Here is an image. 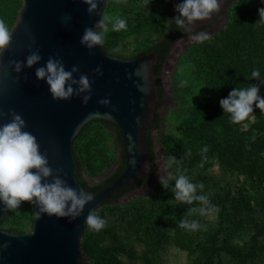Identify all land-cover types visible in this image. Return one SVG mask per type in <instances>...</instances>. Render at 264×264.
I'll list each match as a JSON object with an SVG mask.
<instances>
[{"label": "rangeland", "instance_id": "rangeland-1", "mask_svg": "<svg viewBox=\"0 0 264 264\" xmlns=\"http://www.w3.org/2000/svg\"><path fill=\"white\" fill-rule=\"evenodd\" d=\"M1 1L10 7L4 14L14 23L22 0ZM238 1L227 9L225 20L211 37L216 38L227 27L228 16ZM166 3L107 0L102 13L124 18L127 29L109 31L101 47L113 56L132 58L162 39L168 21ZM4 14H0V19ZM187 49L177 57L169 73V96L157 110L158 127L153 131V142L161 162L162 157L169 155L181 160V170L193 183L204 186L197 194H208L218 211L211 216L188 217L201 224L197 231L179 228L178 223L189 207L200 205L176 202L171 191L174 181H169V188L164 189L157 175L150 193L134 194L124 202L98 209L100 217L107 221L106 226L99 231L86 227L80 238L87 264H264V230L259 233L256 229L257 225H264L263 214L257 208L243 210L247 204L250 208L264 199V188L256 185L249 174L221 165L195 131L185 128L191 112L204 104L206 91L196 67L197 51ZM252 121L250 117L242 122L240 132L246 133ZM115 137L111 126L93 121L72 144L82 164V178L89 187L113 173L120 153ZM247 137L242 135L245 162L249 157ZM255 137L253 132L249 138L253 141ZM205 147L207 152L203 151ZM186 150L203 155L188 159L184 155ZM169 171L175 174L176 166ZM34 217V204L25 202L12 209L10 218L0 228L11 233L28 232Z\"/></svg>", "mask_w": 264, "mask_h": 264}, {"label": "water", "instance_id": "water-1", "mask_svg": "<svg viewBox=\"0 0 264 264\" xmlns=\"http://www.w3.org/2000/svg\"><path fill=\"white\" fill-rule=\"evenodd\" d=\"M106 1L100 0L97 11L91 15L81 0H22L17 11L11 27L12 43L0 55V110L5 113L0 118V126L10 122V113L19 114L26 123L24 130L36 137L41 154L47 155L53 173L58 171L68 185L90 193L94 198L75 220L47 215L38 217V208L34 204L35 217L28 232L11 233L0 228V264H87L80 238L89 211L98 209L105 202L121 203L134 194H148L157 175H162L159 151L153 142L154 129L150 131L153 161L147 154L143 137L160 99L154 72L157 53L121 58L107 53L101 45L89 50L80 44L85 28H94L100 19ZM236 1L220 0L219 11L213 13L211 19L196 22L194 31H205L210 35L217 32L227 9ZM168 2L175 11V6L183 0ZM189 35L172 44L164 57L160 77L165 94L160 105L163 99L168 100V76L175 59L194 44L188 40ZM37 50L41 61L16 73L11 62L26 63L30 51ZM49 57L62 60L69 71L77 66L79 71L73 74L77 80L81 74L88 76L92 82V98L87 104L82 103V97L88 93L74 95L67 101L52 98L46 80H38L35 75L36 69L45 66ZM97 67L102 69L103 75L94 73ZM103 99H108L110 104H100ZM93 121L116 127L125 161L121 172L105 187L89 192L77 179L72 144L81 130ZM153 165L155 173L151 176ZM140 179L144 181L139 188L111 199ZM8 211L0 203V225Z\"/></svg>", "mask_w": 264, "mask_h": 264}, {"label": "clouds", "instance_id": "clouds-1", "mask_svg": "<svg viewBox=\"0 0 264 264\" xmlns=\"http://www.w3.org/2000/svg\"><path fill=\"white\" fill-rule=\"evenodd\" d=\"M86 4L89 15L95 13L100 0H81ZM264 2V0H262ZM220 0H183L175 6V12L179 13L170 23H174L179 29L189 33L188 40L196 44L204 43L211 39V35L205 31H194L198 21L211 19L212 14L219 11ZM259 20L255 25L264 24V8L258 10ZM127 29V21L120 16H110L101 13L100 19L94 28H85L80 44L89 50L103 45L105 36L109 31L119 32ZM13 30L4 19H0V55L6 51L12 43ZM118 51V49H116ZM39 50L30 51L26 57V63L12 61L11 64L16 73H20L24 67L32 68L41 61ZM79 71L77 66L66 70L60 59L49 57L45 66L36 69L35 75L38 80H46L52 98L56 101H67L75 96L83 95L82 103L87 104L91 100V81L86 74H81L79 79L74 78V73ZM96 75H103L102 69L94 70ZM252 78L259 79L260 72L252 71ZM75 86V87H74ZM260 87L246 85L235 87L226 98L219 101L224 113L229 114L230 122L240 124L247 121L255 108L264 114V97L260 96ZM102 105L110 104L108 99L99 101ZM5 113L0 110V118ZM10 122L0 126V203L8 209L18 208L22 203H33L38 208L36 215H47L57 218H69L75 220L80 217L84 208L93 200V196L83 190L68 185L65 179L60 177L59 172L53 173L49 167L46 154H41L40 145L36 137L25 131L26 123L17 113L12 112ZM204 152L208 149L205 147ZM188 155H191L190 151ZM181 160L175 156L162 157L160 165L159 183L164 189L169 188V181H174L171 191L175 201L187 205L198 202L200 207H189L182 216L178 227L197 231L201 228L198 220H189L193 215L211 216L218 209L211 204L208 194L202 192L203 184L193 183L191 178L181 170ZM135 164V161H133ZM176 166L175 174L169 171ZM147 165H145V169ZM35 170V171H32ZM49 178H51L49 182ZM107 221L100 217L98 210L92 209L85 218L87 228L99 231L106 226Z\"/></svg>", "mask_w": 264, "mask_h": 264}, {"label": "trees", "instance_id": "trees-1", "mask_svg": "<svg viewBox=\"0 0 264 264\" xmlns=\"http://www.w3.org/2000/svg\"><path fill=\"white\" fill-rule=\"evenodd\" d=\"M166 1L168 21L165 35L162 39L134 55V57H137L149 53H157L158 61L154 68L157 76L169 47L179 38L189 34L179 29L174 23L169 22L178 14L171 8L168 0ZM260 8H264L262 0H239L233 5V12L231 10L228 16L230 22L227 27L221 30L216 38L211 37L210 40L201 44L195 43L187 49V52L197 51L194 56L196 67L201 77H203L206 91L204 92V104L201 108L191 112L192 116L185 120V128L195 131L201 139V143L206 145L209 151L216 155L221 165L249 174L256 182V185L264 188V114H261L260 110L253 105L254 111L252 115L255 116V119L249 122L246 133H243L240 132L239 127L242 122L240 124L231 123L229 114L224 113L219 105V101L226 98L235 87H244L246 85L259 86V94L264 97V24L255 25L259 20L258 10ZM4 10L7 12L11 9L0 0V14H4ZM3 16L5 22L11 26L13 19L5 14ZM253 70L260 72L259 79L252 78ZM156 83L161 98L162 88L159 85L158 77ZM159 106L160 99L156 105L153 120L143 132L147 154L151 161H153L154 155L150 131L158 127L157 110ZM102 123L114 129L120 149L118 161L112 174L89 187L86 180L82 178V164L76 149L73 148L77 162V179L89 192H95L105 187L121 172L125 161L123 144L119 139L116 127L109 123ZM86 127L87 125L75 137L73 143ZM253 132L256 137L251 141L249 137ZM243 134L248 135L249 149L246 155L248 154L249 157L247 162L243 159ZM159 145L162 146L160 142ZM189 151L191 155H188ZM184 152L188 159L201 158L203 155L194 153L191 150ZM154 173L153 165L150 175L152 176ZM142 182L143 179H140L134 185H130L129 188L135 189ZM116 195H113L112 198ZM109 203L105 202L100 207ZM254 208L260 210L264 217V199L254 202L250 208L249 204H247L243 210L247 211L249 209L253 211ZM11 214L12 209H9L3 222L7 221ZM256 229L257 232L261 233L264 230V225L259 224Z\"/></svg>", "mask_w": 264, "mask_h": 264}, {"label": "flooded vegetation", "instance_id": "flooded-vegetation-1", "mask_svg": "<svg viewBox=\"0 0 264 264\" xmlns=\"http://www.w3.org/2000/svg\"><path fill=\"white\" fill-rule=\"evenodd\" d=\"M160 72H161V68H160V70H159V73H158V81H159V85H160V87L162 88V94H161V98H162V96L165 94V88H164V83H163V81H162V79H161V77H160ZM157 80V79H156ZM160 98V99H161ZM144 181V180H143ZM137 182V181H136ZM135 182V183H136ZM135 183H133V184H131V185H134ZM143 184V182L142 183H139L136 187H135V189H130L129 187L127 188V189H125L124 191H122V192H120L118 195H116L114 198H111V199H116V198H119V197H122L124 194H126V193H128V192H130V191H133V190H136L137 188H139L141 185Z\"/></svg>", "mask_w": 264, "mask_h": 264}, {"label": "bare ground", "instance_id": "bare-ground-1", "mask_svg": "<svg viewBox=\"0 0 264 264\" xmlns=\"http://www.w3.org/2000/svg\"><path fill=\"white\" fill-rule=\"evenodd\" d=\"M176 59H177V58H176ZM176 59H175V60H176ZM172 67H173V65H172ZM172 67L170 68V71H171ZM170 71H169V73H170Z\"/></svg>", "mask_w": 264, "mask_h": 264}]
</instances>
